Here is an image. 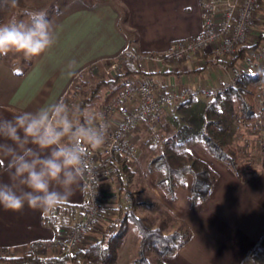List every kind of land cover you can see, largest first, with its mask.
<instances>
[{
    "label": "crops",
    "instance_id": "crops-1",
    "mask_svg": "<svg viewBox=\"0 0 264 264\" xmlns=\"http://www.w3.org/2000/svg\"><path fill=\"white\" fill-rule=\"evenodd\" d=\"M202 1L96 0L90 3L64 0L61 11L50 14L53 16L49 20L58 37L53 48L32 58V63L22 74L15 72V63L0 58V118L10 119L19 112L36 110L53 101H66L68 90L80 73L96 62L119 56L127 48L165 54L175 41L198 36L203 31ZM153 72L157 73L137 76L158 85L201 86L211 83L216 86L231 75L229 68L212 59L209 50L192 53L170 65L159 67L154 64ZM205 95L203 92L196 94V101L186 109L181 107L182 104L164 108L160 137L163 139L173 134L172 126H169L172 131L167 133V124L173 119L179 122L183 109L190 113L200 111L195 108L200 103L203 112L199 116L204 122ZM184 117V124L189 125L185 126L188 131H203L204 124L195 127L190 118ZM119 118L120 114H116L112 119L118 121ZM146 128L140 124L130 133L136 145L145 144ZM189 149L207 161L218 174L208 198L197 205L190 200L191 174L186 185L179 186L175 197L171 198L158 184L156 169L143 171L136 167L141 155L128 160L134 174L130 183L134 196H138L141 205L160 207L157 206L156 211L147 207L149 212L159 216L158 223L153 222L150 226H165L168 215L183 219L193 231L189 241L163 260L168 264H264V168L261 164L253 171L242 168L243 176L240 177L232 165L214 156L201 141L192 142ZM0 182L14 183L17 191L22 189V185L12 180L7 159H0ZM102 184L104 214L98 223L99 228L85 234L87 243L98 240L102 226L120 212L118 207L122 202L117 198L118 190L111 180L102 179ZM83 201L84 192L76 191L65 204L78 206ZM47 212L27 206L20 213L0 208V253L21 254L37 241L53 239L58 232L44 223ZM163 212L167 214L165 217ZM130 229L136 237L134 246L129 240ZM129 231L120 249L126 251L129 244L136 253L140 237L134 228L129 227ZM257 245L263 247V252L253 261L248 255ZM34 250L48 255L39 248Z\"/></svg>",
    "mask_w": 264,
    "mask_h": 264
},
{
    "label": "built area",
    "instance_id": "built-area-1",
    "mask_svg": "<svg viewBox=\"0 0 264 264\" xmlns=\"http://www.w3.org/2000/svg\"><path fill=\"white\" fill-rule=\"evenodd\" d=\"M261 0H203V31L189 40H178L165 54L145 53L133 48L125 49L119 56L110 59L109 72L111 76L122 75L125 71L123 59L133 61L141 68L145 64L161 67L171 61H179L192 53L209 50L212 59L221 62L229 68L231 75L220 85L207 83L201 86L180 84H156L149 80L140 79L139 76H124L122 81L124 90L103 103L102 120L107 128L105 144L97 150H91L89 158L94 167L96 182L84 192V201L80 205L64 204L47 212L44 223L57 227V235L53 239L35 242L38 245L53 247L59 244L62 254L73 256L79 241L90 230L93 224L103 213V190L101 180L104 178L124 179L123 163L121 157L134 158L139 155L130 133L140 124L146 125L152 134L151 143L158 140L163 120V110L167 106H178L189 100L194 94L209 92L217 96L228 87L234 85L241 72L251 73L257 70L264 71V30L260 40L253 41L246 52L244 61L239 66L234 65L243 43L248 42L250 29L260 19L257 10H264ZM260 5V8L257 7ZM252 27V28H251ZM144 70V69H143ZM147 70V69H146ZM140 75V74H139ZM120 114L118 121L112 118ZM255 146L250 142L239 148L242 154L251 156L255 153L264 157V120H257ZM120 187V186H119ZM123 204L132 209L134 200L126 186L120 189ZM67 219V221H63ZM34 248V249H35ZM263 252V247L257 245L248 255L249 259L256 261ZM70 264H78L71 259Z\"/></svg>",
    "mask_w": 264,
    "mask_h": 264
},
{
    "label": "clouds",
    "instance_id": "clouds-1",
    "mask_svg": "<svg viewBox=\"0 0 264 264\" xmlns=\"http://www.w3.org/2000/svg\"><path fill=\"white\" fill-rule=\"evenodd\" d=\"M11 3L15 6L16 0ZM57 39L44 12L32 13L27 21L13 17L0 23V56L13 53L31 60ZM101 120L90 106L77 108L63 100L0 118V159H7L12 180L22 185L17 191L14 183L0 182V208L50 211L76 191H87L96 182L89 153L106 141Z\"/></svg>",
    "mask_w": 264,
    "mask_h": 264
},
{
    "label": "trees",
    "instance_id": "trees-1",
    "mask_svg": "<svg viewBox=\"0 0 264 264\" xmlns=\"http://www.w3.org/2000/svg\"><path fill=\"white\" fill-rule=\"evenodd\" d=\"M59 11L61 10H57V12ZM16 16L17 12L13 10L2 16L0 23H7L11 18H16ZM46 16L50 19L53 15ZM126 18L127 12H125ZM249 48V45H242L238 59L244 58ZM25 62L21 67L13 65L16 73L22 74L32 63V59ZM123 65L125 71L122 75L102 81L103 85H108L107 88L110 90L105 95L104 102L124 90L125 85L122 81L124 76H135L144 72L131 60L123 59ZM260 90H262V106L259 112L256 108V99ZM93 97L89 100H83L80 108L93 103ZM194 102L195 98L192 97L181 106L187 107ZM225 104L236 105L242 119L246 121H253L259 115H262L264 119V71L241 72L238 75L236 84L230 86L216 97L210 98L204 108V127L202 132L197 131L196 134L193 130L184 132L187 128L183 126L182 129H179L171 136L163 139L159 137L158 140L151 143L152 148H159V150L151 158L150 168L158 171V184L168 192L171 198L175 197L179 186L186 185L187 177L191 174L193 176V184L190 200L193 205H197L208 198L211 188L217 180L218 174L211 165L189 149V145L194 141H201L214 156L227 161L232 165L238 176H243L237 149L234 146L226 145L224 137L218 139L208 130L212 124H219L224 113ZM129 158V156H123L121 161L129 174L130 180L133 171L128 163ZM262 167L264 168V159ZM137 204L136 201L134 208L129 210H123V205H120L118 207L119 216L108 225L104 234L87 247L78 248L72 257L67 254L42 255L35 252L32 247L17 255L0 253V264H70L71 259L83 261L84 264H118L119 251L131 224L136 225L140 236L137 261L141 264H168L163 260V257L175 254L181 246L189 241L193 235L192 229L181 218H175L176 224L171 232H166L163 225L150 227L146 224L145 219L136 213L135 207ZM63 221H67V219H63ZM51 227L57 230L55 224H52ZM156 248L159 257L155 263H151L147 253Z\"/></svg>",
    "mask_w": 264,
    "mask_h": 264
},
{
    "label": "rangeland",
    "instance_id": "rangeland-1",
    "mask_svg": "<svg viewBox=\"0 0 264 264\" xmlns=\"http://www.w3.org/2000/svg\"><path fill=\"white\" fill-rule=\"evenodd\" d=\"M63 1L64 0H16V4H15V6H13L11 3V0H0V18L2 16H5L6 14L10 13L13 10L17 12V16H16L17 20L27 21L29 19L30 15L32 13H35V12H44L46 15H50L51 13L57 11V9L59 7L60 8L58 10L61 9V7L63 5ZM86 1L92 2V1H96V0H86ZM261 1L263 2V4H261V6H264V0H261ZM257 8L259 9L260 5ZM257 14H258V16H260V19L257 20V22H255L253 24V28L251 27L252 29H250L248 42L243 43L244 45H246V43L250 44L253 41L260 40V34H262V32L264 30V10H262V9L257 10ZM0 58L7 60V61H10L11 63H15V65L18 67H21L22 65H24V63L26 61V59H24V57L22 55L13 54V53H9L7 56H0ZM244 58L238 59V55H237V57H234L233 58L234 65L239 66L240 64H242L244 61ZM110 62H111L110 60H101V61L96 62L95 64L89 66L82 73H80L79 76H77L76 79L74 80L71 87L69 88L68 94L66 96L67 99L65 102L68 103L70 106H75L77 108H80L83 104L82 103L83 100H89L91 97L94 96L92 98L93 103L87 104V106H85V107L90 106L92 109H94L95 111H97L101 115L102 114L101 109H103L102 105L104 103V97H105V95H107L110 92V90L107 88L108 85H106V84L103 85L102 81L113 78L111 76V73L109 72V65H110L109 63ZM174 62H178V61H171L170 63L173 64ZM170 63H169V65H170ZM145 67L148 68L149 70H143V68L140 67L144 71L143 73H149V74L157 73V72H153L154 64L153 65L145 64ZM143 73H141V74H143ZM161 73H164V72L161 71ZM95 90H96V92H95ZM203 93L206 94L205 96L207 98V101L210 98L215 97V96H212L211 93H209V92H203ZM261 95H262V90H260V92L257 96V99H256V105H257L256 108L259 112H260V108L262 106ZM192 97L195 98L196 94H194ZM200 106H201V103L198 104L197 107H195V108H197V110H200V111L193 112V113H190L189 111L183 109V111L180 112V116H182V117H180V116L178 117L179 122L178 121L174 122V119L169 121L167 124V129H169V126H172V128L174 130L173 133H176L179 129H182L183 126L188 125V124H184V122L186 121L184 116H187V118H190V123L193 126L195 125V127L199 126V124H204V122L201 121L202 120L201 117L199 116L200 114L202 115V112H203V110L200 109ZM183 108L186 109L187 107H183ZM194 111H195V109H194ZM259 118L263 119V116L259 115V117L253 121H246V120L242 119L236 105L225 104L224 105V113L222 115V118H221L219 124H216V125L212 124L208 128L209 132L212 133L213 136H215L218 139H220V137H222V138L224 137V140L227 143L226 145L234 146L237 149L240 166L242 168H246L249 171L255 170V167H257L259 164H261V166H262V161H263L264 157L260 158L259 155L256 153L254 155H251V156L242 154L241 151L239 150V148L246 145V143H248V142H250L251 146H255L257 144L255 130L257 128L256 122ZM177 123L179 125H177ZM162 126L163 125H161V130H162ZM164 126H165V124H164ZM146 131H147V135H146L147 139H145V141H144L145 144H142V146H140V144H139V146L135 144V146L139 149V155H137L136 157L138 158V156L141 155V161L138 163V165L136 167L142 169L143 171L148 170V168L151 167L150 166L151 158L159 150V148H152V144L149 141L152 139V136H151L152 134L150 133L148 128H146ZM171 131H172V129H169L167 133H169ZM197 131L199 132V130H197ZM197 131H194V133L196 134ZM184 132H187V129H185ZM167 133H165V134H167ZM160 136H161V131H160L159 137ZM123 169H124V174H125L124 179H122V177H119V176H117L116 179H114L113 177H111V179H108V181H110V180L112 181V185L115 188V190H118L119 195L117 198L119 199V202H122L120 204V205H123L122 209L127 210L126 205L123 204L124 200L121 197L122 195H121L120 189L123 188L124 186H126L127 191H129L133 197L134 203L136 201L138 203L135 207L136 213L145 219L146 224L148 226H150L153 222L158 223V219H159L158 217L159 216H157L156 213L154 214V213L149 212L147 207H153L154 211H156L157 206H158V208H160L159 205H156V206L141 205L142 203H140L137 200L138 196H134L135 191L132 190L131 186H130V183H131V180H132V177L134 176V174L131 173L132 176H131V179L129 180V174L127 173V170L124 167H123ZM131 170L133 171L132 167H131ZM104 179H107V178H104ZM100 185H101V188L103 190V195H104V186L102 184V180H101ZM150 203H152V202H150ZM118 205H119V203H118ZM133 208H134V206L132 207V209ZM144 213H145V215H143ZM103 214H104V205H103V213L97 219V221L93 224V226L90 228V230H88L86 233H89L91 230H93L95 228H99L98 226H100V225L98 223H99L100 219L103 217ZM119 214H120V212L117 213L116 217H118ZM163 215L165 217L167 214L165 212H163ZM163 215H161V216H163ZM160 218H163V217H160ZM165 218L167 219V221H166L167 224L165 223L167 226L163 225L164 227H166L165 231L171 232L174 229V226L176 224L175 218H177V217H174V216L168 217V215H167ZM105 220L107 221V219H105ZM113 220H114V218L109 223H105L102 226V230L99 231V234L97 236L98 239L104 234V232L106 231V228L108 227V225L111 222H113ZM129 227L134 228L138 233L136 225L131 224ZM150 227H153V226H150ZM128 231H129V228H128L127 232ZM129 232H131V229ZM129 234H130L129 235L130 244L133 245V243L136 240V237L135 238L133 237L132 232ZM93 242H95V241H93ZM89 244H91V242L87 243V237H86V235H84L82 237V239L79 241L78 248H85ZM122 245H123V243H122ZM131 245L128 244L129 247L126 249V251H125V249H120V251H119L120 255H119L118 260H117L118 264H141L140 262L137 261V258L139 256V254H138L139 246L137 248V252L135 253L136 249L134 251V249H133V247H131ZM59 247H60L59 244H55L53 247H45L43 244L37 246V248L40 249L39 250L40 252H44V254H48V255L62 254L61 249ZM54 248H57L58 250L56 249V251H54ZM133 253H135V254H133ZM147 257L150 259L151 263L152 262L155 263L156 259L159 257L157 248L153 249L149 253H147ZM77 262H78V264H84L83 261L77 260Z\"/></svg>",
    "mask_w": 264,
    "mask_h": 264
}]
</instances>
